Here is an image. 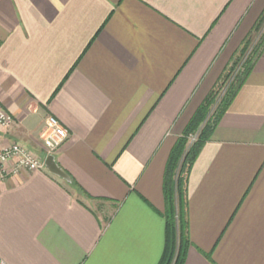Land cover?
Masks as SVG:
<instances>
[{
	"label": "crops",
	"instance_id": "crops-1",
	"mask_svg": "<svg viewBox=\"0 0 264 264\" xmlns=\"http://www.w3.org/2000/svg\"><path fill=\"white\" fill-rule=\"evenodd\" d=\"M264 0H0V145L46 167L0 181V264H159L170 154ZM195 139L191 136V141ZM184 264H264V51L188 177Z\"/></svg>",
	"mask_w": 264,
	"mask_h": 264
},
{
	"label": "trees",
	"instance_id": "trees-1",
	"mask_svg": "<svg viewBox=\"0 0 264 264\" xmlns=\"http://www.w3.org/2000/svg\"><path fill=\"white\" fill-rule=\"evenodd\" d=\"M262 28H264V12L258 19L253 32L262 30ZM252 33L243 43L242 52L247 50L248 38ZM263 51L264 29L239 69L236 67L240 63V58L235 59L236 56L234 57L233 62L235 64L231 63L233 65H230L221 76L170 154L165 180V249L159 264H184L185 262L190 245L187 232L188 177L190 171L204 144L211 138L219 118L244 84L247 75ZM232 77L233 79H231ZM226 85V92L217 103L219 92ZM191 136L195 137L194 141H191Z\"/></svg>",
	"mask_w": 264,
	"mask_h": 264
},
{
	"label": "built area",
	"instance_id": "built-area-1",
	"mask_svg": "<svg viewBox=\"0 0 264 264\" xmlns=\"http://www.w3.org/2000/svg\"><path fill=\"white\" fill-rule=\"evenodd\" d=\"M15 122L11 114L0 102V129H9ZM48 134L44 137L45 154H40L22 143L0 145V181L10 175L20 174L24 170L45 168V159L53 154L67 139L68 129L53 115L47 118ZM195 139V137H194Z\"/></svg>",
	"mask_w": 264,
	"mask_h": 264
},
{
	"label": "rangeland",
	"instance_id": "rangeland-1",
	"mask_svg": "<svg viewBox=\"0 0 264 264\" xmlns=\"http://www.w3.org/2000/svg\"><path fill=\"white\" fill-rule=\"evenodd\" d=\"M263 29H264V28H262V30H255V31L252 33V35L248 38V44H247V50H246V51L242 52V48H243V44H242V46L240 47V49L238 50V52L235 54V56H236L235 59H237V57L240 58V63L238 64V66L236 67V69H239V68H240V65L245 61L246 57L250 54V52H251L253 46L257 43V41H258V39H259V37H260V34H261V32L263 31ZM246 41H247V40H246ZM246 41H245V42H246ZM245 42H244V43H245ZM235 56H234V57H235ZM233 59H234V58H233ZM233 59H232V61L230 62L229 66L231 65V63L235 64V63L233 62ZM233 64H232V65H233ZM232 65H231V66H232ZM229 66H228V67H229ZM235 66H236V65H235ZM228 67H227V68H228ZM225 71H227V69H226ZM224 73H225V72H224ZM231 79H233V77H232ZM226 89H227V85L224 86V87L220 90L219 95H218V99H217V103H219V101L221 100V98H222L223 95L225 94ZM217 103H216V104H217ZM215 107H216V105H215ZM215 107H214V108H215ZM192 138H194V136H192Z\"/></svg>",
	"mask_w": 264,
	"mask_h": 264
},
{
	"label": "water",
	"instance_id": "water-1",
	"mask_svg": "<svg viewBox=\"0 0 264 264\" xmlns=\"http://www.w3.org/2000/svg\"><path fill=\"white\" fill-rule=\"evenodd\" d=\"M45 167H46V169L50 172V173H52V174H54V175H56V176H58V177H60V178H62V179H65V180H67L68 182H71L72 180H71V178H70V176L63 170V168L57 163V161H56V157H55V155L54 154H49L47 157H46V159H45Z\"/></svg>",
	"mask_w": 264,
	"mask_h": 264
}]
</instances>
